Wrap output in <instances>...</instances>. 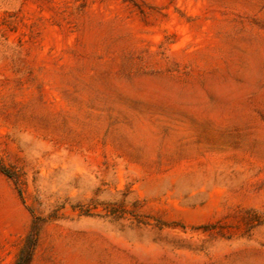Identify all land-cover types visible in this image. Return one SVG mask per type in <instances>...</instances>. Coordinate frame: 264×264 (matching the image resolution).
<instances>
[{
    "label": "rangeland",
    "instance_id": "obj_1",
    "mask_svg": "<svg viewBox=\"0 0 264 264\" xmlns=\"http://www.w3.org/2000/svg\"><path fill=\"white\" fill-rule=\"evenodd\" d=\"M264 264V0H0V264Z\"/></svg>",
    "mask_w": 264,
    "mask_h": 264
},
{
    "label": "trees",
    "instance_id": "obj_2",
    "mask_svg": "<svg viewBox=\"0 0 264 264\" xmlns=\"http://www.w3.org/2000/svg\"><path fill=\"white\" fill-rule=\"evenodd\" d=\"M31 259V252L27 253L26 257L20 260L18 264H28Z\"/></svg>",
    "mask_w": 264,
    "mask_h": 264
}]
</instances>
